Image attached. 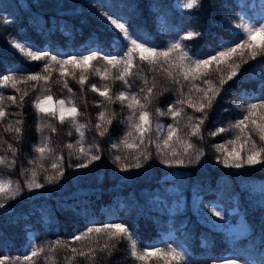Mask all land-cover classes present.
Returning <instances> with one entry per match:
<instances>
[{
    "label": "trees",
    "instance_id": "obj_1",
    "mask_svg": "<svg viewBox=\"0 0 264 264\" xmlns=\"http://www.w3.org/2000/svg\"><path fill=\"white\" fill-rule=\"evenodd\" d=\"M254 1V6H250ZM185 0H0V76L15 75L17 79L42 72L44 60H30L16 50L12 41L24 43L34 51H45L60 58L69 55H87L99 50L105 55H120L123 40L107 24L103 14L114 18H127L136 36L157 47H165L186 32H199L192 40L184 41L190 54L203 57L221 44L234 40L238 31L235 27L241 19L246 20L255 11L262 13L259 0H200L196 8L182 7ZM95 67L103 68V61H91ZM58 65H52L51 79L33 88L34 82L19 84L21 93L27 91L18 107L7 100V118L0 123V156L15 166L0 165V176L18 181L23 191L15 199L8 200L0 208V256L22 257L33 246H44L60 240L71 247L79 248L81 242L73 241L88 227L105 223L125 224L133 233L141 248L168 245L182 248L188 257L185 264H221V256H229L237 264H264V165L245 166L242 169L226 167L216 157L212 145L231 138V133L216 137L207 135L218 127H228L239 119L241 109L237 105L243 100L254 102L264 93V57L249 60L240 69V74L224 85L213 109L208 113L204 125L205 137L197 143L204 150L198 163L184 165L164 164L156 154L155 143L148 145L152 158L141 157L140 168L122 169L115 161L121 156L124 164H133V153L123 146L113 149L127 131L124 123L127 109L119 103L110 106L117 113V119L108 128V134L101 137L95 130L97 114L101 110L96 102L102 98L89 91L91 84L102 87L104 81L89 72L83 90L72 79L65 77L75 93L78 109L84 115L78 117L88 124L85 133V147L98 144L94 150L100 159L85 168L76 167L86 163L78 159L75 150L65 147L76 144L79 134L71 128L70 122L60 124L57 120L37 117L32 101L50 88L55 100L66 98L70 93L63 88ZM144 72L149 75L147 65ZM67 71L71 72L69 67ZM79 70H77V78ZM215 78V77H213ZM134 89L143 86L142 81L133 79ZM158 86L174 89L167 81L160 80ZM112 94L123 90L121 82L110 85ZM187 90V89H185ZM13 88L0 86V94L16 96ZM176 98L174 90L158 96L150 109L154 123H172L169 116H156L155 108L166 109ZM86 101V103H85ZM188 114L192 110L188 109ZM196 115H199L198 113ZM23 120L19 137L14 132H5L9 121ZM51 123L56 131L45 127L43 133L38 126ZM184 123L181 120V125ZM72 135L69 136L68 132ZM44 137H50L54 151L43 161L47 173L41 170L39 153L34 151ZM153 141L157 139L152 136ZM12 144L15 153L8 150ZM63 156L64 175L54 183H48L46 175H55L51 169L52 157ZM36 160V164L31 161ZM37 170V182L42 188L29 190L27 180L31 169ZM221 211L215 216L211 209ZM243 223L241 228V224ZM29 245V247H28ZM87 247V245H85ZM126 241H121L112 256L104 254L95 264H138L129 254ZM37 264H50L43 256ZM67 248L55 253L56 264H66L70 256ZM76 264H90L78 257Z\"/></svg>",
    "mask_w": 264,
    "mask_h": 264
},
{
    "label": "snow or ice",
    "instance_id": "obj_2",
    "mask_svg": "<svg viewBox=\"0 0 264 264\" xmlns=\"http://www.w3.org/2000/svg\"><path fill=\"white\" fill-rule=\"evenodd\" d=\"M199 4L200 0H185L182 7L192 9ZM103 16L109 27L123 40L120 55H105L97 49L89 51L87 55H69L66 58H60L45 51H34L32 47L13 40V47L23 57L30 60H44L45 64L42 72L32 73L21 79H17L15 75L0 76V86L13 88L21 93L19 84L32 81L35 88L43 81L47 85L51 79L52 65L59 66L60 79L57 83L62 82L63 88L67 89L70 95L56 100L53 107L50 88L45 87L32 104L37 117L41 120L49 117L60 124L68 121L71 128L79 134L75 145L72 143L65 145L70 150L69 155L74 149L78 159L86 160V163L77 164L78 168H85L101 157L98 153L94 154V150L99 148L98 144L85 147L88 124L81 123L78 119L84 113L79 111L73 99L75 93L69 87L65 77L71 76L83 90L88 81L89 72L105 82L102 87H97L96 84L89 86V91L102 98L96 102L97 107L101 108L95 124V130L99 136L107 135L108 128L117 119V113L111 110V105L119 103L122 110L127 109L129 113L124 120L127 131L118 143L111 145L113 149L123 146L126 150L136 153L133 156L135 161L133 164H124L121 156L115 157V161L120 163L122 169L140 168L141 157L145 160L151 159L152 153L148 151V145L153 143H155L157 156L164 164L198 163L204 155V150L197 147L193 138L197 142L204 141V125L208 120V113L224 90V85L236 78L242 66L248 64L249 60L254 61L257 57H264V16L255 23L241 19L235 25L238 31L234 34V40L221 44L203 57L190 54L189 46L184 43L199 36V32L188 31L183 37L175 38L167 46L157 47L130 31L131 25L127 18L122 16L114 18L107 13ZM91 61H103L104 66L103 68L95 67L90 63ZM144 65H147L151 78L144 72ZM69 67L72 69L71 72L67 71ZM77 70H79L78 78ZM134 78L142 81L143 86L134 89L133 83L130 82ZM160 80L167 81L174 86V89L158 86ZM116 81L121 82L123 90L112 94L110 85ZM172 90L176 93L174 101L170 102L164 110L155 108V115H167L173 122L167 125L158 121L154 123V113L150 110L154 101L165 91ZM27 95V91L22 92L18 103L16 96L5 97L0 94V123L8 116L5 101L19 107ZM237 107L241 109L239 119L229 124L227 128L218 127L207 133L210 137L231 133L230 139L211 146L216 153H219L216 159L226 167L236 169H242L246 165H264V93L256 97L254 102L245 104L242 100ZM188 109L192 110V114H188ZM197 113L199 115H196ZM181 120L184 121L182 125ZM14 123L16 127H13V122L9 121L4 130L14 132L19 137L22 133L23 120H16ZM45 127L50 128L52 132L56 131L51 123H41L38 131L43 133ZM68 135L71 136L72 132L69 131ZM153 135L157 137L155 142L152 139ZM49 144L50 137H44L38 145H34V151L39 153L40 168L46 173L48 170L44 168L43 161L48 159L54 151ZM7 147L13 153L17 151L12 144H8ZM63 159V156L52 157L51 169L56 174L46 175L48 183H54L63 177ZM31 163L36 164V160ZM0 165L11 168L15 166V161H9L5 156H0ZM37 175V170L31 169V179L26 182L29 190L44 186L37 182ZM22 191L18 181L0 177V208H3L8 200L19 196ZM211 211L215 216H222L221 211H216L214 208ZM72 239L81 242V246L71 247L68 242L62 243L56 240L47 249L44 246H33L22 257H15L14 260L7 255L0 256V264H37V260L46 251L48 254L43 256L44 260L49 261L50 264H56L55 253L59 248H67L71 252L70 256H65L66 264H76L78 257L85 258L90 264H95L100 254L112 256L121 241L127 242L128 254L138 264H185L188 259L186 252L180 247L168 245L160 248L147 245L141 248L132 231L122 223H105L88 227ZM218 259L221 264H237V261L229 256H221Z\"/></svg>",
    "mask_w": 264,
    "mask_h": 264
},
{
    "label": "rangeland",
    "instance_id": "obj_3",
    "mask_svg": "<svg viewBox=\"0 0 264 264\" xmlns=\"http://www.w3.org/2000/svg\"><path fill=\"white\" fill-rule=\"evenodd\" d=\"M254 1H251V3H250V6H254ZM259 5H261V8H262V13H261V15L259 16L255 11L253 12V15L252 16H248L247 18H246V20H249V21H252L253 23H255V22H257V20H259V18L260 17H262V16H264V0H259ZM55 99L53 98V104H52V106L53 107H55ZM1 177V176H0ZM242 225H243V223L241 224V228H243L242 227ZM28 247H29V245H28Z\"/></svg>",
    "mask_w": 264,
    "mask_h": 264
}]
</instances>
